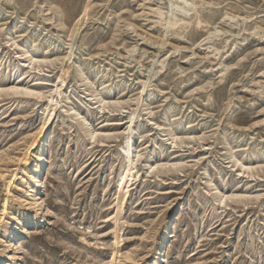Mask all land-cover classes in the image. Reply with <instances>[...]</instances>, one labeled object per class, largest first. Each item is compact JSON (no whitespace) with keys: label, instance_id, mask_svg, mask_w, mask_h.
<instances>
[{"label":"rangeland","instance_id":"rangeland-1","mask_svg":"<svg viewBox=\"0 0 264 264\" xmlns=\"http://www.w3.org/2000/svg\"><path fill=\"white\" fill-rule=\"evenodd\" d=\"M192 1L0 0V264H264V0Z\"/></svg>","mask_w":264,"mask_h":264},{"label":"bare ground","instance_id":"bare-ground-1","mask_svg":"<svg viewBox=\"0 0 264 264\" xmlns=\"http://www.w3.org/2000/svg\"><path fill=\"white\" fill-rule=\"evenodd\" d=\"M176 2L175 3H172L171 4V7H172V12H174V15H175V18L174 20H170L168 22V25L170 27H176V26H181L185 29H188L191 25V20H193V18L190 19V22L186 21L185 19V16L188 12H191V11H196V4L192 1V0H175ZM182 12L186 13V14H183ZM176 13L178 14H181L184 15L182 17H180L179 15H177ZM166 13H163L162 11H158V16L160 17L161 20L164 19ZM198 15V13H197ZM196 18V17H195ZM203 23H206L205 21H202L200 20V18H196L194 24L197 25V26H200L202 25ZM182 28V29H183ZM148 85L145 83L144 84V89L147 87ZM50 110V107L46 108V111H47V117L45 118V121H44V124L41 128V130L39 131L38 134H44L47 130L50 129L51 127V123H52V120H53V117H54V112H52V110L50 112H48ZM134 121V117L131 119V122ZM136 134L130 130L128 136L126 137L123 145H122V152L123 154L125 155L126 159H127V168L126 170L123 172V174L120 176L119 180H118V184H117V187H118V191L119 193H122V192H127L129 191V188H130V182H132L133 178H134V175L131 173V167L134 165L132 162V155H133V147H134V144H135V136ZM36 158L38 160V165L35 167L36 170L32 171V172H29V174L25 175L24 176V180L25 182H29V178H32V179H36V176H38L39 171H40V168L42 167L43 163L45 162V160H47V153L45 150H42L41 154H38L36 155ZM48 161V160H47ZM149 167L152 168V165L149 164ZM39 202V215H43L44 213V210H43V200L42 198H39L38 201ZM18 224H20L19 220L16 219L15 220V223H13L11 225V228L10 230L7 232V248L9 250V252H14V251H17L18 250V241H19V232L20 231V226L18 227ZM24 231V230H23ZM10 256V254L8 255ZM160 258H162V252L160 253ZM19 264H22V262H20ZM112 264H117V263H114V261L112 262ZM120 264V263H118Z\"/></svg>","mask_w":264,"mask_h":264}]
</instances>
